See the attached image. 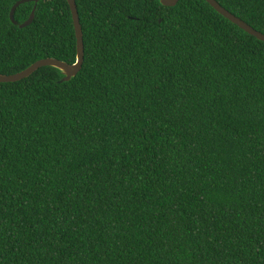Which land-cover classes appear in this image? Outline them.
Wrapping results in <instances>:
<instances>
[{"label": "trees", "instance_id": "trees-1", "mask_svg": "<svg viewBox=\"0 0 264 264\" xmlns=\"http://www.w3.org/2000/svg\"><path fill=\"white\" fill-rule=\"evenodd\" d=\"M18 1L0 73L76 63L68 1ZM76 3L81 71L0 83V264H264V41L207 0Z\"/></svg>", "mask_w": 264, "mask_h": 264}, {"label": "water", "instance_id": "water-1", "mask_svg": "<svg viewBox=\"0 0 264 264\" xmlns=\"http://www.w3.org/2000/svg\"><path fill=\"white\" fill-rule=\"evenodd\" d=\"M40 0H19L15 5L12 7L10 17L14 24L19 25L21 28H25L32 24V22L35 19L36 10H37V3ZM73 14L74 24H75V30H76V36H77V62L74 64H70L67 62H64L62 60L48 57L43 58L41 60L36 61L32 65H30L28 68L14 74H2L0 73V83L3 82H16L20 81L24 78L29 77L34 72H36L38 69L45 67V66H53L56 68H59L64 73V77L60 80V82H66L71 80L73 77H75L82 69L84 64V58H85V43H84V34H83V27L80 20L79 10L76 3V0H67ZM161 3L165 6H175L179 2V0H160ZM219 13H221L223 16L228 18L230 21L238 25L240 28L247 31L249 34L257 37L258 39L264 41V33L255 29L253 26L248 24L245 20L238 17L228 9H226L224 6H222L217 0H207ZM26 2H35L36 5L31 13L30 18L25 21L24 23H19L15 18V13L17 8ZM162 21V20H160Z\"/></svg>", "mask_w": 264, "mask_h": 264}]
</instances>
